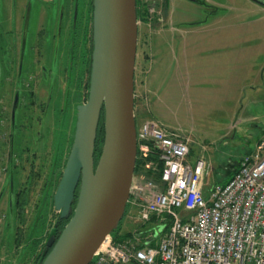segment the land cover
<instances>
[{
  "label": "rangeland",
  "instance_id": "374dc122",
  "mask_svg": "<svg viewBox=\"0 0 264 264\" xmlns=\"http://www.w3.org/2000/svg\"><path fill=\"white\" fill-rule=\"evenodd\" d=\"M216 2L218 3L214 6L213 15H207L204 7L190 0H174L171 8L175 25L179 26L183 33H188V45L194 40L192 33L196 31L210 30L226 32L229 36L234 35L227 40L233 44L229 45L228 49L236 55L234 65L229 63L223 74L218 70L219 74L215 71L213 75L215 82L228 81V86L221 85L218 91L223 94H212L208 99L200 100L195 96H188L181 103L180 109L175 111L177 113L175 118L166 114L158 115L168 126H174L173 128H179L189 134L195 152L200 151V155L203 154L210 161V172L203 180L205 192L220 180H225L229 172L238 167L245 155L257 150V143L264 138V9L249 0ZM74 3L75 0H0L1 93L4 80L12 79L9 85H5V92L10 98L0 101V110L5 107L8 120L11 117V98L18 77V58L21 50V45L19 47L14 39L19 30V23L20 27L22 25V18L25 17V20L29 18L31 33L41 27L44 30L43 34L46 33L47 40L44 42L50 44L49 41L53 40L51 43L53 44L55 37L52 36L57 30L58 14L65 11L64 20L67 24L63 26V32L66 28V37L60 39L58 36V45L57 42L54 43L56 59L51 57L47 59L56 64L55 60L64 52L61 56L63 70L69 52L70 40L66 42L67 33L77 11L78 26L82 30L86 29L84 39L86 43L83 44V49L82 35H79L75 60L78 62L87 51L91 67L93 0H79L76 5ZM143 9L146 10L145 6ZM138 16L141 21L140 34L149 28L148 16L142 11ZM14 18L17 19L15 23ZM202 20L204 22L200 23ZM43 34L38 40L32 36L34 42L40 39L43 42ZM213 42L219 44L217 46H223L225 43L224 40L218 39ZM243 47L244 58L238 54L239 49ZM28 52L29 49L27 55ZM30 53L31 57L26 62H30L36 56L32 51ZM9 58L12 67L9 71H4L5 62ZM55 64L53 66L47 64L49 68L47 77L40 69L46 63L42 61L38 66L40 68L36 80L40 101L32 108L35 112H29L34 133L25 134L20 128L15 132V152L19 160H12L15 157L12 156L14 148L10 142L12 131L10 121H5L3 129L0 130V145L7 143L3 152L0 151V264H35L40 252L41 255H45L46 241L54 233L56 220H59L60 212L54 207V194L74 142L77 107L86 103L88 96L82 99L75 95L77 91L72 92L69 102L66 103L69 114L63 113L65 105L63 95L71 93L70 90L73 91L75 85L66 84L64 77H59L61 69ZM137 90L136 101L139 105L141 92L138 87ZM50 98L52 102H49ZM21 109L24 110L23 107ZM145 111L142 113L145 117L136 112L138 121L143 122L150 118L146 108ZM3 133L6 135L5 138L2 137ZM26 138L29 139L25 143L28 150L22 152L25 149ZM32 140L34 142L31 143ZM98 150L96 162L99 160L100 149ZM194 155L192 154V159L195 158ZM142 171L143 163H140L136 175ZM149 176L152 174L149 173ZM135 202V199L129 201L125 215L116 230L118 235L144 230V226L137 218ZM60 232L61 230L56 231V236Z\"/></svg>",
  "mask_w": 264,
  "mask_h": 264
},
{
  "label": "built area",
  "instance_id": "2783aa9c",
  "mask_svg": "<svg viewBox=\"0 0 264 264\" xmlns=\"http://www.w3.org/2000/svg\"><path fill=\"white\" fill-rule=\"evenodd\" d=\"M137 140L143 171L130 202L145 231L107 236L92 264H264V139L208 192L211 164L191 158L188 135L148 118Z\"/></svg>",
  "mask_w": 264,
  "mask_h": 264
},
{
  "label": "water",
  "instance_id": "95a60500",
  "mask_svg": "<svg viewBox=\"0 0 264 264\" xmlns=\"http://www.w3.org/2000/svg\"><path fill=\"white\" fill-rule=\"evenodd\" d=\"M138 41L137 0H93L89 95L77 107L74 142L54 194L58 222H69L58 236L55 225L47 255L37 264H91L125 215L138 158ZM102 117L104 142L96 162Z\"/></svg>",
  "mask_w": 264,
  "mask_h": 264
},
{
  "label": "crops",
  "instance_id": "0c3cea01",
  "mask_svg": "<svg viewBox=\"0 0 264 264\" xmlns=\"http://www.w3.org/2000/svg\"><path fill=\"white\" fill-rule=\"evenodd\" d=\"M147 26L150 24L147 23ZM187 34L168 19L164 22L154 21L152 28L139 34L136 91L138 87L141 103L136 105V109L141 117H145L142 113L146 112L145 108L148 109L150 115L166 128L191 138L179 128L168 126L158 117L159 113L175 118V111L180 109L188 96L204 100L212 94H223L218 90L221 85L228 86V81L215 82L213 75L215 71L223 74L229 63L234 65L235 54L228 49L233 44L227 41L234 35L210 30L196 31L192 33L194 40L188 45ZM217 39L224 40V45L217 46L219 44L213 42ZM238 54L245 57L244 47L239 49ZM191 144V153L199 158L201 153L195 152L192 138Z\"/></svg>",
  "mask_w": 264,
  "mask_h": 264
},
{
  "label": "flooded vegetation",
  "instance_id": "af4514ba",
  "mask_svg": "<svg viewBox=\"0 0 264 264\" xmlns=\"http://www.w3.org/2000/svg\"><path fill=\"white\" fill-rule=\"evenodd\" d=\"M173 1L174 0H137V7H138V10L147 14V16H148L147 19H148V23L150 24V26H149L150 28H152V24L154 21L164 22V21H166V19H168L176 28H180L179 26L177 27L175 25V22L173 19V15H172L173 9L171 8V4L173 3ZM190 1L196 2L201 7H204V9L207 12L206 13L207 15H209V14L213 15L214 6L217 5V3H218V2H216V0H190ZM249 1H251L252 3H254V4H256L259 7L264 9V0H249ZM78 3H79V0H75L74 4L76 5ZM144 6H145L146 10L143 9ZM27 11L29 12V9ZM64 17H65V11H61L58 14L57 30H56L54 36H52V38L55 37V39H54L55 42H57L58 36L60 39H63V37L64 38L66 37V28L63 32V26H65V24H67V21L65 23ZM28 19L25 20V17L22 18V20H21L22 25L20 27V23H19V25H18L19 30H17L16 37L14 39V42L16 44H18L19 47L21 45V50H20V55L18 58V71H17L18 77L15 80L14 95L11 98L12 99V108H11L10 119L8 120V117L5 114V110H4L5 107H3L0 110V130L3 129L2 125L5 124L7 121H10V123H11V130L12 131H11V135H10V140H11L10 142H11L12 148H14L12 156L15 157V158H12V160H19L18 155L15 152V132H16V130H18V128H20L21 131L23 130L25 132V134L29 133V132L34 133V130L32 129V124H33L32 122L33 121H32L31 114H29V112L34 113L35 111L32 108L34 106H37L38 101H40V95H39L38 89H37L38 83L36 80L37 79L36 75H37L39 68H40L38 66L40 65V63L42 61H44L46 63V65H43V67L40 69L43 70L45 77H47L48 76L47 70L49 69L47 67V64L52 65V66L55 64L53 62L48 61L47 59L49 57L56 59V54H57V53H54V43L55 42L53 44H51L53 42V40L49 41L50 44L45 43L47 40L46 33L43 34L44 30L41 29V27H38L37 29H35V31H33V33L35 35L33 33H31V31H30L31 22H29ZM13 20L15 23L17 19L14 18ZM87 21L89 22V20H87ZM199 22L200 23L204 22V20L199 21ZM196 23H194V24H196ZM78 24L79 23L77 22V16H76V19L73 18V22L69 28L70 31H68V33H67L68 37L66 38L67 39L66 42L70 40L69 41V48H68L69 52H68V56H67L68 61H66V63L64 64L65 66H64L63 70L61 68V66L63 64V61L61 60L62 59L61 56L64 52H61L59 54L57 60H55L56 61L55 65L57 66V68L61 69V72H59V77H64L66 84L70 83L71 85H75V89L73 91L70 90L71 93H67L65 96L63 95L64 103H65L64 108H63V113H66V115L69 112L68 109L66 108V103L69 102V99L72 95V92L77 91L75 93V95L77 97H81L83 99L89 95V88H90L91 67H90L89 53L87 51H85V54L84 55L82 54V56H81V58H79L78 62H76V60H75L78 36L82 35L81 45L83 46V49H84V45L86 43L84 40L86 29H83V30L80 29ZM42 34L44 36L43 42L41 41V39H40V41L34 42L33 37H35V40H38ZM30 38H31V40H30ZM33 42L35 43V45L32 44ZM31 44H32V46H31ZM57 45H58V42H57ZM28 49H29V52L27 55ZM30 51H32V53L36 56L30 62L29 61L26 62L31 57ZM57 52H58V50H57ZM17 53H18V50H16V54ZM59 58H60V60H59ZM43 59H45V60H43ZM5 63H4L5 64L4 71H9V68L12 67L10 58ZM9 81H12V79L9 78V80L8 79L4 80L3 91H2V93L0 92V101L1 100L4 101V99L10 98V97H8L9 94L5 92V85H9ZM49 102H52L51 98H50ZM22 107L24 108V110L21 109ZM2 137L5 138L6 135L3 133ZM28 141H29V139H27V141L25 140L24 145ZM32 142H34V140H32L31 143ZM4 145H7V143H3L0 145V151L1 152H3V148L5 147ZM71 148H72V146H71ZM24 150H28L27 144L25 145V149H23L22 152H24ZM70 151H71V149H70ZM70 151H69V155H70ZM69 155H68V157H69ZM34 156L35 155H33L32 158H34ZM67 160H68V158H67ZM66 163H67V161H66ZM12 189H14V188L12 187ZM78 193H79V187H78L77 192H76V201L73 204V209L76 206ZM68 220L69 219H61L60 222H58L59 220H56V224L58 225L57 231L62 230L61 227L63 226V223L65 221H68ZM66 224H64V226ZM40 257H41V255H40Z\"/></svg>",
  "mask_w": 264,
  "mask_h": 264
},
{
  "label": "trees",
  "instance_id": "16d2710c",
  "mask_svg": "<svg viewBox=\"0 0 264 264\" xmlns=\"http://www.w3.org/2000/svg\"><path fill=\"white\" fill-rule=\"evenodd\" d=\"M140 13H141V11L140 10H138V15H140ZM139 17V16H138ZM103 142H104V118L102 117V119H101V123H100V127H99V132H98V139H97V144H96V150H97V154H98V149H100V152H99V155H98V157L100 156V154H101V148H102V146H103ZM139 165H140V163H139V160H138V162H137V168H136V171L139 169ZM237 169H238V167H236V168H233V170L232 171H230L229 172V175H228V177L225 179V180H223V181H219V183L221 182V183H227L228 182V180L233 176V174H234V172H236L237 171ZM68 221H65L63 224H66ZM64 226V225H63ZM63 226L61 227V228H63ZM116 233V239L118 240V241H121V239H123L124 237H127L128 235H129V233H126L125 235H118L117 234V231L115 232ZM50 251V250H49ZM42 253L40 252L38 255H37V260H36V262H35V264H37L38 262H39V260L41 259V257H40V255H41ZM46 255L47 254H45V255H41L42 256V259H44L45 257H46Z\"/></svg>",
  "mask_w": 264,
  "mask_h": 264
},
{
  "label": "bare ground",
  "instance_id": "6f19581e",
  "mask_svg": "<svg viewBox=\"0 0 264 264\" xmlns=\"http://www.w3.org/2000/svg\"><path fill=\"white\" fill-rule=\"evenodd\" d=\"M109 236H111V235H109Z\"/></svg>",
  "mask_w": 264,
  "mask_h": 264
}]
</instances>
